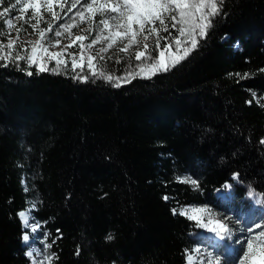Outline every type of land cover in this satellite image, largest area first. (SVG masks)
Here are the masks:
<instances>
[{
  "label": "trees",
  "instance_id": "1",
  "mask_svg": "<svg viewBox=\"0 0 264 264\" xmlns=\"http://www.w3.org/2000/svg\"><path fill=\"white\" fill-rule=\"evenodd\" d=\"M213 23L179 65L120 87L0 66V264H31L21 212L53 264H188L202 229L173 209L229 183L221 208L264 201V0H223Z\"/></svg>",
  "mask_w": 264,
  "mask_h": 264
},
{
  "label": "snow or ice",
  "instance_id": "2",
  "mask_svg": "<svg viewBox=\"0 0 264 264\" xmlns=\"http://www.w3.org/2000/svg\"><path fill=\"white\" fill-rule=\"evenodd\" d=\"M79 5V8H77ZM223 0H14L13 3L5 6V0H0V18L7 17L3 20L2 29L0 30V37L7 38V43L0 39V61H5L3 67H8V59L12 62L26 60L28 65H36L37 72H44L47 69L44 66L43 59L37 63L36 53L42 47V41L46 39V33H53L54 37L65 36L69 39V43L64 46L65 49L72 47L77 42H80V54H83L85 47L92 49L93 46L100 42H104L105 47H101L96 51L95 55H89L88 68L92 70L94 65L92 61L99 58L104 60L105 57L101 53L106 52L117 45L118 53H127L131 59L140 61L135 67L140 71L136 72L129 64L127 72L128 77L144 75H155L158 72H167L170 69L179 65L184 59L188 57L190 52L197 49L200 45L201 39H206L209 30L214 26L213 18L221 11ZM59 7L60 12H72L74 8V15L68 17L66 23H60L57 27H53V23L62 19L60 12L55 8ZM65 8L67 11H64ZM12 10H18V15L11 17L8 14ZM31 10V16L27 17L25 14ZM44 13L49 14L46 18ZM99 15L100 19L95 20ZM79 18V22H77ZM34 20L35 23H31ZM14 21H22L28 23L33 32L38 31V39L35 42L27 41L32 44L31 53L27 56L20 55L19 52L15 56L12 55L11 50L17 46L19 40V33L25 31L22 27H16ZM87 22L85 28L80 29L85 33L76 35L73 38L72 29L79 27V24ZM42 23H46L47 27H40ZM15 28L17 35L13 37L12 29ZM95 32L90 43L84 45L83 42L88 40V34ZM161 41H164L162 44ZM49 44L59 45V39H49ZM135 49L134 52H129V49ZM7 50V52H6ZM21 51H27L21 48ZM47 52L46 47L43 48ZM155 53V55H154ZM60 53L51 54L52 59H56V66L50 69L52 72H57V68L63 63L67 67V62L57 59ZM76 53H73L72 68L83 67V63L77 64L75 60ZM108 59H112L111 56ZM121 62L117 54L116 63ZM19 67V64L16 65ZM28 75L33 73L29 71ZM92 75L96 73L92 71ZM106 80H115V87H120L119 81L126 79V77L115 76L114 74L100 73ZM239 75V74H237ZM79 78L82 82H87L89 76L74 77ZM252 103V101H248ZM260 144L264 145V138L260 140ZM233 179H239V174L234 173ZM180 183H191L198 185V181L185 177L179 180ZM230 187V185H226ZM27 191V189H25ZM250 196L253 193H249ZM168 199V197H164ZM264 202V201H258ZM193 215L190 219L199 222L202 218V213L209 211L207 208H193ZM173 214L186 215V210L177 212L173 209ZM20 216L24 219L25 226H29L26 213L21 212ZM211 224L212 221H209ZM215 227L224 233L222 238H227L231 233V229L223 221H218ZM41 226L35 222L31 223V230L36 232L40 230ZM247 232L251 235L246 238L242 254L239 256V264H264V224L255 223L253 226L247 228ZM29 235L25 233L23 240L28 242ZM111 239V237H109ZM46 251L35 253L28 251L26 256L30 258L31 264H44V262H51L58 256L52 252V243H46L44 246ZM199 251V250H195ZM80 251L77 249L76 255ZM36 255H43V261H36L33 258ZM203 264H221L220 257L214 256L213 253L208 252L202 254ZM187 259L192 260V256L188 255Z\"/></svg>",
  "mask_w": 264,
  "mask_h": 264
},
{
  "label": "rangeland",
  "instance_id": "3",
  "mask_svg": "<svg viewBox=\"0 0 264 264\" xmlns=\"http://www.w3.org/2000/svg\"><path fill=\"white\" fill-rule=\"evenodd\" d=\"M77 8H79V5H77ZM2 7H0V11H2ZM56 11L60 12L59 7L55 8ZM77 9L74 8L72 12L67 13V16L64 15V12H60V15L62 19L57 20L53 23V27H57L60 23H66L68 20V17L74 15L75 11ZM64 11H67L65 8ZM11 17H15L18 15V10H12L9 14ZM27 17L31 16V10H29L26 14ZM46 18H49V14L44 13ZM7 17L0 18V30L2 29L1 22H3L4 19ZM100 17L97 15L95 17V20H99ZM60 21V22H59ZM77 22H79V18H77ZM16 27H22L23 29H26L25 31H21L19 33V40L17 41V46L12 49L11 51H15L16 54L19 52L20 55L27 56L31 53L32 44L26 43L27 41L35 42L38 39V31L33 32L32 28L29 26L28 23H23L22 21H14ZM31 23H35L34 20L31 21ZM87 26V22L84 24H79V27L73 28L72 34L73 38L76 35H82L85 34L80 31V29L85 28ZM40 27H47L46 23H42ZM12 35L15 37L17 35L15 28L12 29ZM67 35V34H66ZM65 36L62 37H54L53 33L49 32L46 33V39L42 41V47L40 50L36 53L37 55V63L41 62V58L47 61V64H52L53 67L56 66V59L51 58V54L53 53H60V55L57 57V59H60L62 61L67 62V68H72V59L73 53H76L75 60L77 64L83 63V67H76L75 69H78L80 74L89 73L91 76L92 71L96 73L95 77L102 78L106 80L103 76L100 75L101 72L105 74H114L115 76L120 77H126V79L119 81L120 85H123L127 83L130 79L134 77L139 78H151L153 75H148L145 73L144 75L139 76H133L128 77L127 72L129 69V64L132 65V69H134L136 72H139L140 70L135 67L136 64L140 63V61H135L134 59H131L127 53H118V47L119 45L108 49L106 52L101 53L105 57L104 60H100L97 58L96 60L92 61L94 68L90 70L88 68V57L89 55H95L96 51L101 48L105 47L104 42H100L97 45L93 46L92 49H88L87 47L84 48L83 54H80V42H77L75 45H73L70 48L65 49L64 46L69 43V39ZM95 35V32L88 34L89 38L88 40L84 41L83 44L87 45L90 43L91 39ZM0 39L4 40V43H7V38L0 37ZM49 39H59L61 43L59 45L49 44ZM163 44L164 41H161ZM46 47L48 49L47 52L43 51V48ZM21 48L27 49V51H21ZM135 49H129V52H134ZM7 52V50H6ZM117 54L119 55V58L121 62L119 64L116 63V57ZM155 55V53H154ZM111 56L112 59H108V57ZM63 68H65V65L62 63L58 68L57 71H61ZM82 71V72H81ZM159 73V72H158ZM108 81V80H106ZM112 84H115L116 81H108ZM264 100V97H263ZM185 178V177H184ZM183 178V179H184ZM216 205H189L186 207L181 208V210H186V217H190L193 215L192 209L193 208H207L209 211H206L202 213V218L199 222L194 219H190L194 221L196 224L200 226L202 231H197L196 235H194L195 240L197 241V244L192 252L189 253V255L192 256V260H187L188 264H203V256L202 254H206L208 252L213 253L214 256L220 257L221 264H239V256L242 254L244 243L246 241V238L249 237L251 234L247 232V228L250 226H253L255 223H262L264 224V203L258 202L261 201L260 195L257 193H253L252 196H248L246 201H242V205L234 207V206H227L226 209H223L218 204L219 202H228L227 199H230L232 196V189H227L226 192H222L221 194L216 193ZM224 200V201H222ZM256 200V201H255ZM257 202V204H256ZM27 219L29 221V226H25L24 219L21 218V221L23 222V225L26 230L31 232L29 235L30 239L28 242L24 241V245L28 248V251H33L35 253H41L46 251L44 249V245L48 242V238L46 234H44L43 228L41 227L40 230L33 232L31 230V223L34 222L32 217L30 215H26ZM209 221H212L210 224ZM218 221H223L228 225V227L231 229L230 235L227 236V238H222L224 236V233L213 232L212 226L216 224ZM36 223V222H35ZM38 224V223H36ZM200 232V233H199ZM222 234V236L220 235ZM219 235V236H218ZM218 237V238H217ZM218 239V241H217ZM221 239H224V242H220ZM220 242V243H219ZM195 250H199L198 252ZM36 261H43V255H36L33 258ZM31 261V260H30ZM44 264H48V262H44ZM53 264V261L51 262Z\"/></svg>",
  "mask_w": 264,
  "mask_h": 264
},
{
  "label": "bare ground",
  "instance_id": "4",
  "mask_svg": "<svg viewBox=\"0 0 264 264\" xmlns=\"http://www.w3.org/2000/svg\"><path fill=\"white\" fill-rule=\"evenodd\" d=\"M255 201H256V200H255ZM256 204H257V202H256ZM211 229H212V231H213L214 233H215V232H218V231H219L220 233H223V232H221L220 229H218V228L215 227V224L212 226ZM220 235L222 236V234H220Z\"/></svg>",
  "mask_w": 264,
  "mask_h": 264
}]
</instances>
